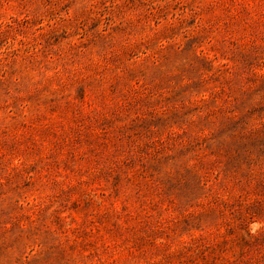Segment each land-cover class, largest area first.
Masks as SVG:
<instances>
[{"label": "rangeland", "instance_id": "374dc122", "mask_svg": "<svg viewBox=\"0 0 264 264\" xmlns=\"http://www.w3.org/2000/svg\"><path fill=\"white\" fill-rule=\"evenodd\" d=\"M0 264H264V0H0Z\"/></svg>", "mask_w": 264, "mask_h": 264}]
</instances>
